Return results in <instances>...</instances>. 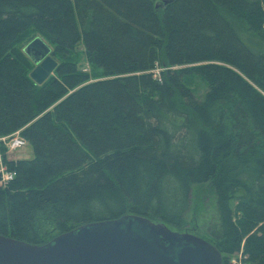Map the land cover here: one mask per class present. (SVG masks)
I'll use <instances>...</instances> for the list:
<instances>
[{
    "label": "trees",
    "instance_id": "trees-1",
    "mask_svg": "<svg viewBox=\"0 0 264 264\" xmlns=\"http://www.w3.org/2000/svg\"><path fill=\"white\" fill-rule=\"evenodd\" d=\"M32 33L59 59L41 85ZM15 132L33 156L0 149V236L40 247L126 215L184 232L205 186L203 239L264 264V0H0V137Z\"/></svg>",
    "mask_w": 264,
    "mask_h": 264
},
{
    "label": "water",
    "instance_id": "water-1",
    "mask_svg": "<svg viewBox=\"0 0 264 264\" xmlns=\"http://www.w3.org/2000/svg\"><path fill=\"white\" fill-rule=\"evenodd\" d=\"M167 3V1H164ZM23 53L33 65L30 79L41 85L54 71L50 48L35 38ZM0 264H223L207 241L170 230L136 215L78 227L44 246L0 236Z\"/></svg>",
    "mask_w": 264,
    "mask_h": 264
},
{
    "label": "rangeland",
    "instance_id": "rangeland-1",
    "mask_svg": "<svg viewBox=\"0 0 264 264\" xmlns=\"http://www.w3.org/2000/svg\"><path fill=\"white\" fill-rule=\"evenodd\" d=\"M35 37V34H30L21 44L20 48L22 49L31 39ZM45 42V41H44ZM48 47H50L51 51H54V48L49 45V43L45 42ZM53 59L56 61V63H59V59L56 56H53ZM73 62L76 64V67L79 72H86L89 74H92L93 70L89 66L84 49L81 44H78L75 46L74 52H73ZM34 67L30 70V72L33 70ZM158 69H155L153 71L154 75L156 76L158 74ZM29 72V73H30ZM53 76V73L50 75ZM204 88L202 85H199V88L197 89V94H201L203 92ZM33 153L31 147L26 143L25 146L22 148L13 151L8 152L5 154V157L9 160H18V159H30L32 158ZM215 199L211 194H208L205 192V186L204 187H197L193 189L192 197H191V204H190V210L186 217L187 227L185 228V231H177L179 233H190L195 236H198L199 238H204V228L205 226L210 223L214 217H215ZM173 231V230H172ZM234 257L229 258V262H231V259ZM238 260V257L235 256ZM241 263H243V258H240Z\"/></svg>",
    "mask_w": 264,
    "mask_h": 264
},
{
    "label": "built area",
    "instance_id": "built-area-1",
    "mask_svg": "<svg viewBox=\"0 0 264 264\" xmlns=\"http://www.w3.org/2000/svg\"><path fill=\"white\" fill-rule=\"evenodd\" d=\"M25 144L26 142L20 137L19 132H15L14 134L7 137H0V149L1 147H3L5 149V154L8 152L16 151L25 146ZM13 176L14 174L7 172L5 166H3L0 162V185H6L9 181L12 180ZM236 256L238 257V260H236L237 258H235V256H232L234 258L231 259V262H229V264H246L245 262L241 263V254H238Z\"/></svg>",
    "mask_w": 264,
    "mask_h": 264
},
{
    "label": "flooded vegetation",
    "instance_id": "flooded-vegetation-1",
    "mask_svg": "<svg viewBox=\"0 0 264 264\" xmlns=\"http://www.w3.org/2000/svg\"><path fill=\"white\" fill-rule=\"evenodd\" d=\"M190 234V233H189ZM193 235V234H192ZM195 236V235H194ZM198 237V236H197ZM204 240V239H203Z\"/></svg>",
    "mask_w": 264,
    "mask_h": 264
}]
</instances>
